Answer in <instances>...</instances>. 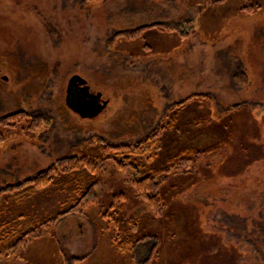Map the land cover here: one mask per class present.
<instances>
[{"label": "rangeland", "instance_id": "374dc122", "mask_svg": "<svg viewBox=\"0 0 264 264\" xmlns=\"http://www.w3.org/2000/svg\"><path fill=\"white\" fill-rule=\"evenodd\" d=\"M252 5L259 8L242 11L241 0H0V119L24 113L49 122L0 126V191L80 152L97 165L32 196L0 193V237L13 236L0 264H133L115 249L113 217L142 220L135 239H162L153 264H264V0ZM190 21V37L151 29L111 45L123 32ZM241 73L249 84L239 88ZM75 76L101 96V113L67 107ZM194 95L213 106L180 111L160 153L142 162L160 168L190 148L208 155L168 179L155 217L100 146L138 143ZM96 183L88 209L35 227ZM28 230L27 244L18 242Z\"/></svg>", "mask_w": 264, "mask_h": 264}, {"label": "trees", "instance_id": "16d2710c", "mask_svg": "<svg viewBox=\"0 0 264 264\" xmlns=\"http://www.w3.org/2000/svg\"><path fill=\"white\" fill-rule=\"evenodd\" d=\"M252 1L253 0H241L242 11L252 12L256 8L258 9L259 7L252 5ZM224 2H226V0H219V3ZM186 28L189 30L186 31ZM151 29L167 33H180L184 37H190L189 33L193 32L194 23L190 21L180 26L153 25L151 27L140 28L133 32H123L115 36L111 45L117 43L119 39L125 38L130 40L139 38L147 30ZM81 79L87 85V82L83 78ZM235 83L239 88L245 87L249 84V79L246 74L241 73L235 77ZM100 98V95L95 96L91 94L89 92V88L85 86V93L81 96L76 94L74 99L75 102L81 104V107L88 109L87 111L96 113L97 115L102 112L103 108H100L99 105L93 104L97 101V99L100 100ZM193 103H200L202 108H211L213 106L212 98L210 96H190L182 103L173 105L169 113L166 115L165 120L157 125L148 136L140 140L138 143L118 147L107 144L100 146L102 154L104 156H110L109 159L115 162L117 169L122 173L126 181L134 188L136 196L148 204L155 217H161L162 215L164 198L161 190L168 179L173 175L186 172L192 164H195L199 159L208 155L206 152H200L196 149L190 148L172 156L167 161L166 165L160 168L146 169L142 162L146 161L151 163L152 160L160 153L164 134L168 130L175 128L178 121V113L185 110ZM241 108L242 107H237L236 109L240 110ZM46 123L49 122L43 116H31L24 113L0 119V126L3 130H6V132H9V130H15L18 125H33L39 126L38 128H40ZM96 167L97 165L95 160L91 158L87 152H80L79 156L76 155L74 157L60 159L48 169L39 172V174L34 178L28 179L23 183L2 191H11L14 198L32 196L37 192L51 187L57 181H61L64 177H74L76 175L83 174V172L88 174L95 173L97 171ZM97 185V183L92 185L84 194L80 193V199H78L69 210L58 214L54 218L38 223L35 227L38 228V226H46L50 223L56 224L70 215L81 214L80 207L85 208L94 200V189ZM2 191H0V193ZM88 208L89 207L87 206V209ZM113 208H115L114 205ZM113 220H116V218L113 217ZM113 220L112 227H114V230H116V227L119 228V233H117V231L114 232V246L116 251L123 254L129 253L133 264H153L162 246V239L158 235H145L141 238L135 239L136 231L143 223L140 219L123 218L120 223L117 220L114 223ZM32 233L33 230L21 233L19 236L21 239H19L18 242H21L23 239V242L26 245L27 241H25V238L30 236ZM12 237L13 236L10 235H6L3 239L0 237V248L5 247L4 243L12 239ZM20 246L15 244L12 247L19 248ZM74 260H76L74 261V264L78 262L82 263V261H84L82 259Z\"/></svg>", "mask_w": 264, "mask_h": 264}, {"label": "flooded vegetation", "instance_id": "af4514ba", "mask_svg": "<svg viewBox=\"0 0 264 264\" xmlns=\"http://www.w3.org/2000/svg\"><path fill=\"white\" fill-rule=\"evenodd\" d=\"M75 77H78V76H75ZM84 93H85V86L82 84L81 80H78L76 84H73L70 88L69 87L67 88V99H66L67 107L75 114H81L82 111L89 112L87 111L88 109H84L83 107H81V104H78L77 102H75V99H74L76 94L81 96ZM100 102H101V98L100 100L97 99V101L93 105H99L100 108H103Z\"/></svg>", "mask_w": 264, "mask_h": 264}, {"label": "water", "instance_id": "95a60500", "mask_svg": "<svg viewBox=\"0 0 264 264\" xmlns=\"http://www.w3.org/2000/svg\"><path fill=\"white\" fill-rule=\"evenodd\" d=\"M78 80H81L82 81V79L80 77H73L72 80L70 81L68 87L70 88L73 84H76V82ZM82 84L85 85V82L82 81ZM89 113H93V112H89ZM94 115H96V113H94Z\"/></svg>", "mask_w": 264, "mask_h": 264}]
</instances>
